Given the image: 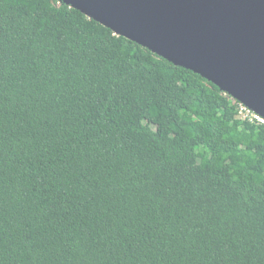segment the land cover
<instances>
[{
	"label": "trees",
	"instance_id": "16d2710c",
	"mask_svg": "<svg viewBox=\"0 0 264 264\" xmlns=\"http://www.w3.org/2000/svg\"><path fill=\"white\" fill-rule=\"evenodd\" d=\"M0 264H264V124L59 0H0Z\"/></svg>",
	"mask_w": 264,
	"mask_h": 264
},
{
	"label": "water",
	"instance_id": "95a60500",
	"mask_svg": "<svg viewBox=\"0 0 264 264\" xmlns=\"http://www.w3.org/2000/svg\"><path fill=\"white\" fill-rule=\"evenodd\" d=\"M264 118V0H59Z\"/></svg>",
	"mask_w": 264,
	"mask_h": 264
},
{
	"label": "built area",
	"instance_id": "2783aa9c",
	"mask_svg": "<svg viewBox=\"0 0 264 264\" xmlns=\"http://www.w3.org/2000/svg\"><path fill=\"white\" fill-rule=\"evenodd\" d=\"M238 116L241 118H249L250 120H256L257 122L264 124V118L262 116L255 113L253 110H251L241 102H238Z\"/></svg>",
	"mask_w": 264,
	"mask_h": 264
}]
</instances>
